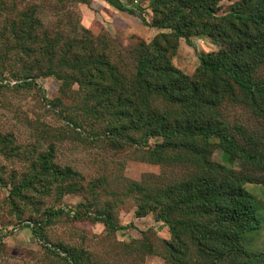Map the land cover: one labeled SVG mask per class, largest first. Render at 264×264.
<instances>
[{"label":"rangeland","instance_id":"374dc122","mask_svg":"<svg viewBox=\"0 0 264 264\" xmlns=\"http://www.w3.org/2000/svg\"><path fill=\"white\" fill-rule=\"evenodd\" d=\"M82 1L0 0V264H209L190 242L182 263L171 262L173 234L160 216L190 221L179 202L181 185L205 175L206 158L250 179L246 188L264 215V169L225 158L218 140L192 143L196 152L157 155L163 138L144 142V132L123 129L113 105L125 100L139 109L137 71L152 49H162L175 69L198 80L200 55L221 48L196 35L200 21L194 46L165 38L171 30L154 26L151 0H120L138 9L135 14L108 0ZM241 1L221 2L217 16ZM252 77L254 84L263 82L264 65ZM150 106L159 115L180 112L159 98ZM216 111L240 147L264 153V116L238 86ZM43 156L79 176L54 181L43 175ZM48 209L64 213L50 218ZM104 214L124 228L95 219ZM192 220L206 224L214 217ZM246 243L250 255L264 250V225Z\"/></svg>","mask_w":264,"mask_h":264},{"label":"trees","instance_id":"16d2710c","mask_svg":"<svg viewBox=\"0 0 264 264\" xmlns=\"http://www.w3.org/2000/svg\"><path fill=\"white\" fill-rule=\"evenodd\" d=\"M223 1L151 0L156 17L154 26L171 30L165 38L185 39L194 46L191 38L196 22L200 21L196 35L209 37L221 49L218 53L200 55L198 80H191L175 69L163 57L162 49H152L140 61L137 71L136 82L142 90L139 109L128 101H118L113 105V117L127 131L144 132V142L163 138L164 142L154 150L157 155L180 148H193L196 152L192 143L218 140L225 158L264 169V153L240 147L216 111L223 99L234 93L236 85L249 98L255 113L264 116V81L254 84L252 80V75L264 65V0H242L231 13L218 17L217 8ZM108 3L120 12L135 14L138 10L120 0ZM37 24L44 26L40 20ZM99 75L104 79V73ZM151 98L179 107L180 112L175 117L159 115L150 106ZM41 163L40 172L54 181H70L79 176L70 168L51 163L47 156H43ZM201 166L205 175L181 185L184 192L179 202L185 206L190 221H171L165 214L160 216L173 234L167 246L169 260L182 263L180 257L190 251V242L209 264H264V250L253 255L246 250L248 238L264 225L262 203L246 188L251 180L216 159L206 158ZM62 213V209L46 211L50 218ZM206 215L213 216V222L192 220ZM76 217L80 218L81 213ZM95 219L112 230L124 228L115 224L109 214L96 215Z\"/></svg>","mask_w":264,"mask_h":264}]
</instances>
